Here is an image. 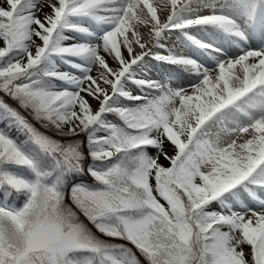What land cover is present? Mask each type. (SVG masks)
Segmentation results:
<instances>
[{"label":"snow or ice","instance_id":"snow-or-ice-1","mask_svg":"<svg viewBox=\"0 0 264 264\" xmlns=\"http://www.w3.org/2000/svg\"><path fill=\"white\" fill-rule=\"evenodd\" d=\"M0 264H264V0H0Z\"/></svg>","mask_w":264,"mask_h":264},{"label":"rangeland","instance_id":"rangeland-1","mask_svg":"<svg viewBox=\"0 0 264 264\" xmlns=\"http://www.w3.org/2000/svg\"><path fill=\"white\" fill-rule=\"evenodd\" d=\"M219 2H221V3H223L224 2V0H219ZM174 37V39H172ZM172 38H171V40L174 42V45H177L178 46V41L176 40V37L175 36H173ZM176 41V42H175ZM169 45H171L169 42H167ZM149 76H150V73H149ZM160 79V78H159ZM13 102V101H12ZM13 104H14V102H13ZM15 105V104H14ZM93 106H95V102H93ZM33 123L35 124V126L37 127V128H39L41 131H44V132H47V133H49V134H51V135H55L54 133H52V132H50V131H48V130H46V129H43V128H41L40 127V125L39 124H37L35 121H33ZM60 138H64V137H60ZM84 180H85V182H91L88 178H84ZM66 203H68L69 205H71V200L70 199H68V200H66ZM72 207H73V209L75 210V211H77L78 212V215L80 216V219L86 224V225H88V227L90 228L91 226V224H90V222L83 216V214H81V213H79V210L78 209H75V206L74 205H71Z\"/></svg>","mask_w":264,"mask_h":264},{"label":"bare ground","instance_id":"bare-ground-1","mask_svg":"<svg viewBox=\"0 0 264 264\" xmlns=\"http://www.w3.org/2000/svg\"><path fill=\"white\" fill-rule=\"evenodd\" d=\"M172 39H174V37L172 38ZM167 42H169L171 45H173L174 44V42L170 39V40H168ZM176 42V41H175ZM179 43V42H178ZM179 45V44H178ZM150 77L152 78V79H157V80H159V78H161L160 77V74L159 73H157L156 71H152V72H150Z\"/></svg>","mask_w":264,"mask_h":264},{"label":"trees","instance_id":"trees-1","mask_svg":"<svg viewBox=\"0 0 264 264\" xmlns=\"http://www.w3.org/2000/svg\"><path fill=\"white\" fill-rule=\"evenodd\" d=\"M7 99V98H6ZM8 103H10V104H13V102H12V100H8ZM13 106H15L14 104H13ZM42 132H44V131H42ZM47 133V132H46ZM47 134H49V133H47ZM13 135H16V133L15 132H13ZM49 135H51V134H49ZM56 138H58V139H61V140H63V139H65V138H60V137H56ZM91 227L90 228H92L93 226L92 225H90ZM94 231H95V229H93ZM117 242H119V241H117ZM130 247H132L131 245H129ZM134 250V249H133Z\"/></svg>","mask_w":264,"mask_h":264}]
</instances>
